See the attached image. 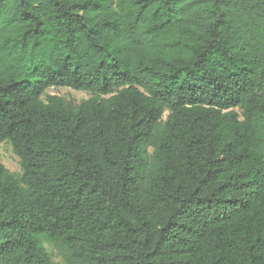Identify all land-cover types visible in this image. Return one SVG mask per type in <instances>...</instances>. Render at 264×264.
Segmentation results:
<instances>
[{"label":"trees","instance_id":"16d2710c","mask_svg":"<svg viewBox=\"0 0 264 264\" xmlns=\"http://www.w3.org/2000/svg\"><path fill=\"white\" fill-rule=\"evenodd\" d=\"M4 142L0 264H264V0H0Z\"/></svg>","mask_w":264,"mask_h":264},{"label":"rangeland","instance_id":"374dc122","mask_svg":"<svg viewBox=\"0 0 264 264\" xmlns=\"http://www.w3.org/2000/svg\"><path fill=\"white\" fill-rule=\"evenodd\" d=\"M46 94L59 95L63 97L66 101H73L76 104H80L83 100H86L91 97V93L77 91L68 87H52L47 90ZM0 162L4 164L5 167L8 168V170L12 173H22L20 159L15 154L10 142H4L0 144ZM46 246L49 252L53 255V260L55 264H64L61 258L56 254V251L52 249L50 245Z\"/></svg>","mask_w":264,"mask_h":264},{"label":"clouds","instance_id":"9594fccd","mask_svg":"<svg viewBox=\"0 0 264 264\" xmlns=\"http://www.w3.org/2000/svg\"><path fill=\"white\" fill-rule=\"evenodd\" d=\"M58 259V258H57Z\"/></svg>","mask_w":264,"mask_h":264}]
</instances>
